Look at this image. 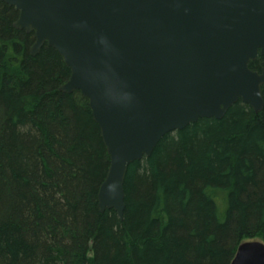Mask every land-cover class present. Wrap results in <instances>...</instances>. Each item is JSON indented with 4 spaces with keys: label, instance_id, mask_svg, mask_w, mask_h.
Segmentation results:
<instances>
[{
    "label": "trees",
    "instance_id": "1",
    "mask_svg": "<svg viewBox=\"0 0 264 264\" xmlns=\"http://www.w3.org/2000/svg\"><path fill=\"white\" fill-rule=\"evenodd\" d=\"M18 17L0 2V264H231L264 242V109L167 135L130 165L124 219L101 213L111 161L89 101L60 92L71 70L48 45L33 57Z\"/></svg>",
    "mask_w": 264,
    "mask_h": 264
},
{
    "label": "water",
    "instance_id": "2",
    "mask_svg": "<svg viewBox=\"0 0 264 264\" xmlns=\"http://www.w3.org/2000/svg\"><path fill=\"white\" fill-rule=\"evenodd\" d=\"M31 55L55 49L71 70L60 92L89 101L110 156L101 213L123 220L130 165L164 137L237 103L264 109V0H0ZM231 264H264V242L242 243Z\"/></svg>",
    "mask_w": 264,
    "mask_h": 264
},
{
    "label": "rangeland",
    "instance_id": "3",
    "mask_svg": "<svg viewBox=\"0 0 264 264\" xmlns=\"http://www.w3.org/2000/svg\"><path fill=\"white\" fill-rule=\"evenodd\" d=\"M259 240V239H256V241Z\"/></svg>",
    "mask_w": 264,
    "mask_h": 264
}]
</instances>
